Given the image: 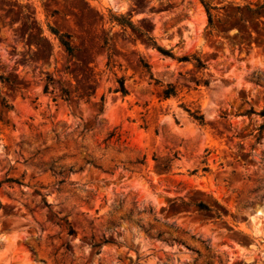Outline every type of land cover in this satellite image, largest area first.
<instances>
[{
	"label": "rangeland",
	"instance_id": "rangeland-1",
	"mask_svg": "<svg viewBox=\"0 0 264 264\" xmlns=\"http://www.w3.org/2000/svg\"><path fill=\"white\" fill-rule=\"evenodd\" d=\"M203 1L0 0V264H264V0Z\"/></svg>",
	"mask_w": 264,
	"mask_h": 264
},
{
	"label": "trees",
	"instance_id": "trees-1",
	"mask_svg": "<svg viewBox=\"0 0 264 264\" xmlns=\"http://www.w3.org/2000/svg\"><path fill=\"white\" fill-rule=\"evenodd\" d=\"M200 2L202 3V6L205 10V13L207 15V21H208V25L211 27V28H214V23H213V16L210 12L211 9H213L214 7L211 6L209 3L203 1V0H200ZM120 24L122 26H125L127 24H124V23H121ZM128 24L130 25L129 27L133 28L131 23L128 22ZM53 32V31H52ZM58 40V42L63 46L64 50L69 54V55H72V52H73V48L71 46V43L69 41V38H70V35L67 34V33H58L56 31L53 32ZM145 42L150 45L152 48L156 49L159 53H161L162 55H165V56H170V57H174V55L170 52V49H164L163 47L159 46L156 44V42L153 40L152 37H148L146 38ZM104 46H107V39L104 41ZM179 61H186V62H191L193 64V67L196 69V70H202L204 69L206 66H205V63L199 58V57H196L195 55H184L182 57H179L178 59ZM139 62H140V66L148 73V76L150 79L154 80L153 77H152V74L150 72V66L149 64L144 61L143 59H139ZM108 66H113L112 64V61H111V54L108 52L107 54V63H106ZM1 76H0V81H1ZM51 81V78L50 76H47L46 78V82L43 86V90L46 92L48 90V87H49V83ZM117 82H118V87L115 89V91H120L122 95H125L127 92H126V89L124 87V80L122 77H119L117 79ZM155 83H158L157 80H154ZM198 84V83H196ZM161 95L163 98H168V97H174L177 95V90L175 88V86L171 83H166L164 85V87L162 88L161 90ZM62 97L67 100L68 99V95H67V92L64 91V93L62 92ZM0 104L1 106L7 108V109H10L11 108V105L7 102V100L0 96ZM101 110V109H100ZM187 113L195 120L197 121L199 124H203L204 123V119H203V115L199 112V110H193V111H190V110H186ZM115 135L114 132H110L107 136V139L113 137ZM118 138V136H117ZM86 162H89V161H86ZM52 175L58 177V179L55 181V184L57 185H61L64 183L65 181V178L63 177V174H67L69 171H71V167L69 168H63V167H55L53 166V164H50L49 167L47 168ZM1 184V182H0ZM44 204L46 206H48V204L46 202H44ZM199 209L201 210H208L209 208L203 204V203H200L198 205ZM60 220H63V218H60ZM64 224H65V227H66V230H67V235L68 236H74L75 235V231L74 229L66 222L64 221ZM110 242V240L106 239V238H103L100 242H95L93 241V237L91 236V246L92 247H101L102 244L104 243H108Z\"/></svg>",
	"mask_w": 264,
	"mask_h": 264
}]
</instances>
